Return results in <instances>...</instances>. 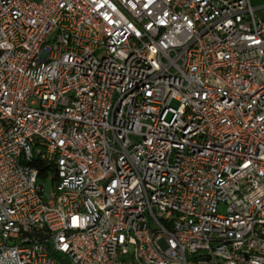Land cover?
<instances>
[{"label":"built area","instance_id":"2783aa9c","mask_svg":"<svg viewBox=\"0 0 264 264\" xmlns=\"http://www.w3.org/2000/svg\"><path fill=\"white\" fill-rule=\"evenodd\" d=\"M256 9L0 0V264H264Z\"/></svg>","mask_w":264,"mask_h":264},{"label":"rangeland","instance_id":"374dc122","mask_svg":"<svg viewBox=\"0 0 264 264\" xmlns=\"http://www.w3.org/2000/svg\"><path fill=\"white\" fill-rule=\"evenodd\" d=\"M253 7H257L255 10V13L260 17L264 18V0H250ZM173 106L176 105L175 102L172 103ZM38 183H40L43 186L44 194L47 195L52 190V184L49 179L44 180L43 178L39 177Z\"/></svg>","mask_w":264,"mask_h":264},{"label":"trees","instance_id":"16d2710c","mask_svg":"<svg viewBox=\"0 0 264 264\" xmlns=\"http://www.w3.org/2000/svg\"><path fill=\"white\" fill-rule=\"evenodd\" d=\"M46 174V167L43 165L40 167L39 177H43Z\"/></svg>","mask_w":264,"mask_h":264}]
</instances>
